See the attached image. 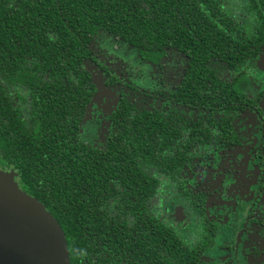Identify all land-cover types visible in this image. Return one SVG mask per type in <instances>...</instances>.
I'll return each mask as SVG.
<instances>
[{
    "label": "flooded vegetation",
    "instance_id": "af4514ba",
    "mask_svg": "<svg viewBox=\"0 0 264 264\" xmlns=\"http://www.w3.org/2000/svg\"><path fill=\"white\" fill-rule=\"evenodd\" d=\"M247 2L215 16L243 61L94 36L77 143L109 177L81 240L62 230L69 264H264V7Z\"/></svg>",
    "mask_w": 264,
    "mask_h": 264
},
{
    "label": "trees",
    "instance_id": "16d2710c",
    "mask_svg": "<svg viewBox=\"0 0 264 264\" xmlns=\"http://www.w3.org/2000/svg\"><path fill=\"white\" fill-rule=\"evenodd\" d=\"M225 3L245 0H0V162L73 244L92 222L88 208L100 203L90 201L109 177L100 172L108 165L95 161L98 152L77 143L94 92L83 65L90 42L102 31L144 52L172 45L195 65L200 55L202 67L214 57L243 61L216 25ZM247 3L259 17L264 0ZM20 31L17 45L12 36Z\"/></svg>",
    "mask_w": 264,
    "mask_h": 264
},
{
    "label": "water",
    "instance_id": "95a60500",
    "mask_svg": "<svg viewBox=\"0 0 264 264\" xmlns=\"http://www.w3.org/2000/svg\"><path fill=\"white\" fill-rule=\"evenodd\" d=\"M15 175L0 171V264H69L62 228Z\"/></svg>",
    "mask_w": 264,
    "mask_h": 264
},
{
    "label": "rangeland",
    "instance_id": "374dc122",
    "mask_svg": "<svg viewBox=\"0 0 264 264\" xmlns=\"http://www.w3.org/2000/svg\"><path fill=\"white\" fill-rule=\"evenodd\" d=\"M103 34V33H102ZM105 35V34H104ZM86 66L89 68V69H91L92 70V67L90 66V64L89 63H87L86 62ZM93 71V70H92ZM92 82L95 84V86H96V88L97 89H100V87L102 86V81L100 80V77L97 75V74H95L94 72H93V74H92ZM97 100H98V95L96 96V99H95V103H97ZM115 104V101L113 102V105ZM112 105V106H113Z\"/></svg>",
    "mask_w": 264,
    "mask_h": 264
}]
</instances>
